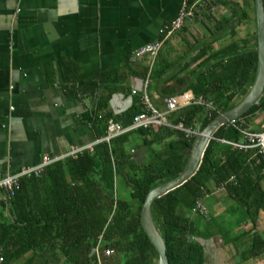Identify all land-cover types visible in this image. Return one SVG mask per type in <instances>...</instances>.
I'll return each instance as SVG.
<instances>
[{
  "label": "trees",
  "instance_id": "obj_1",
  "mask_svg": "<svg viewBox=\"0 0 264 264\" xmlns=\"http://www.w3.org/2000/svg\"><path fill=\"white\" fill-rule=\"evenodd\" d=\"M195 1L187 0V6ZM199 3V8L203 6L202 16L217 21L210 31L212 38L227 37L229 43L217 51L211 45L197 44L179 60L172 61L161 59V50L155 67L149 66L139 74L144 80L150 69L149 79L156 83L162 99L190 91L196 100L212 104V108L192 104L168 117L169 123L181 124L196 133L243 100L257 68L254 0ZM221 8L229 14L216 20L212 11ZM243 25L252 27L246 36L238 32ZM166 33L158 40L163 41ZM181 60L184 61L179 67ZM192 66L188 74L182 75ZM60 70L62 88L68 95L91 100L92 128L97 131L111 118L110 87L124 82L126 77L104 73L80 80L72 65L64 60L60 62ZM83 82L91 85H82ZM133 97L131 119L143 112L139 94ZM258 116H264V94L235 124L251 132L263 131L260 124L254 123ZM193 140L194 135L171 128H140L109 142H100L93 146L92 152L84 151L58 161L37 177L20 179L19 189L9 199L14 207V223L0 224L3 264L29 251H34L35 256L58 251L70 264H156L158 255L141 227V207L151 189L182 173ZM221 140L240 143L242 134L233 126H221L209 142L196 174L151 205L169 264H205L203 243L219 224L209 220L208 211L202 214L194 210L197 203L205 206L203 200L212 191L223 190L242 210L243 219L254 227L259 213L264 212V154L258 148L241 150ZM141 148L147 150L144 164L132 153ZM107 250L109 256L105 255ZM262 254L264 238L252 235L249 245L238 256L241 261H248Z\"/></svg>",
  "mask_w": 264,
  "mask_h": 264
},
{
  "label": "crops",
  "instance_id": "obj_2",
  "mask_svg": "<svg viewBox=\"0 0 264 264\" xmlns=\"http://www.w3.org/2000/svg\"><path fill=\"white\" fill-rule=\"evenodd\" d=\"M200 1L187 6V0H0V180L47 158L68 155L106 135L107 124L97 131L92 128L91 100L68 95L62 88L61 61L69 62L80 80L104 73L124 75V82L110 87L108 121L128 126L134 101L131 93L141 92L145 79L139 74L152 64L151 59L134 54L158 41L183 7L190 16L179 31L165 35L161 59L179 60L197 44L211 45L213 51L225 47L230 39L212 38L210 31L217 21L202 16ZM212 14L218 20L229 11L215 9ZM185 93L194 97L190 91ZM148 94L153 107L162 111L165 98L158 95L154 81L149 82ZM254 123L264 129V116ZM133 154L140 164L145 163L147 150L141 148ZM9 199L0 190V224L14 223ZM203 204L209 220L219 224L203 243L205 264H264V254L248 261L238 256L252 235L264 238V212L252 226L221 189L212 191ZM230 210L238 212L239 222L232 232H222L227 223L224 216ZM34 253L29 251L9 264H70L58 251L45 256Z\"/></svg>",
  "mask_w": 264,
  "mask_h": 264
},
{
  "label": "built area",
  "instance_id": "obj_3",
  "mask_svg": "<svg viewBox=\"0 0 264 264\" xmlns=\"http://www.w3.org/2000/svg\"><path fill=\"white\" fill-rule=\"evenodd\" d=\"M186 7H183L178 14V16L172 21V23L165 27L164 30L161 31V34L163 32L167 31V35L173 34L177 31H179L185 22V20L190 16L188 11H185ZM163 45V41H156L147 45H144L140 47L134 54L136 58H144L147 57L151 59V63L153 64L154 60L158 56L159 52L161 51ZM152 64H150V69L152 68ZM149 69V71H150ZM148 71L147 77L145 78L143 82V87L140 93L133 90L132 95L139 94L140 97V103L143 107V112L134 116L131 119V122L128 126H121L117 123H114L112 121H107V132L104 137H102L100 140L89 144L85 147L75 149L68 155H65L63 157H54V158H47L45 159L40 165L29 167V168H23L18 173L7 176L5 178H2L0 180V190L5 193V196L8 198H12L15 196L16 191L19 189L20 186V179L22 178H30L32 176L37 177L40 175V173L45 169L46 167L63 160L69 156H75L78 155L84 151L92 152L93 146L100 143V142H109L112 138L120 136L124 133L137 130V129H148L152 126L155 127H166L171 128L175 130L182 131L186 133L188 136L190 135H196V132H193L191 130L185 129L181 124L173 125L168 122V117L177 112L178 110L188 107L192 104L195 105H205L208 108H212V104L210 102H206L204 100H196L194 97H189L187 93H183L181 95L177 96H171L169 98H165L164 100V109L162 111H159L153 107L151 104L149 94H148V87H149V76L150 73ZM236 120L228 122L227 125L233 126L237 130L240 131L242 134V141L240 143H230L221 140L222 143L231 144L234 147H237L241 150H247V149H254L258 148L260 149V153L264 154V130L260 132H251L249 130L243 129L238 124H235ZM133 153V151H132ZM196 209L194 211H198L199 213H207V209L205 206H203L200 203L196 204ZM96 255L98 256L97 250H95ZM105 255L109 256L110 251H105ZM3 258L0 255V264H3Z\"/></svg>",
  "mask_w": 264,
  "mask_h": 264
},
{
  "label": "water",
  "instance_id": "obj_4",
  "mask_svg": "<svg viewBox=\"0 0 264 264\" xmlns=\"http://www.w3.org/2000/svg\"><path fill=\"white\" fill-rule=\"evenodd\" d=\"M254 7L257 38V68L254 82L247 95L233 109L218 115L196 134L187 163L179 176L169 182L156 186L145 196L140 211V223L143 232L158 255L156 264H169V262L166 256L165 242L152 218L151 205L157 199L162 198L189 181L198 171L206 148L213 139L215 132L228 122L240 119L254 105L259 103L264 94V0H254Z\"/></svg>",
  "mask_w": 264,
  "mask_h": 264
},
{
  "label": "rangeland",
  "instance_id": "obj_5",
  "mask_svg": "<svg viewBox=\"0 0 264 264\" xmlns=\"http://www.w3.org/2000/svg\"><path fill=\"white\" fill-rule=\"evenodd\" d=\"M251 31H252V27H250L249 25H243V26H240L238 28V32H239V35L240 36H246V34L249 33V32H251ZM263 187H264V185H263ZM231 205L235 209V205L234 204H231ZM224 217H225V219H227V223L225 224V226L222 225V230L225 231V232H229V231L232 232L231 230H233L235 228V225H236L235 222H237V223L239 222L238 212L237 211L232 212L230 210L228 212V214H225Z\"/></svg>",
  "mask_w": 264,
  "mask_h": 264
}]
</instances>
